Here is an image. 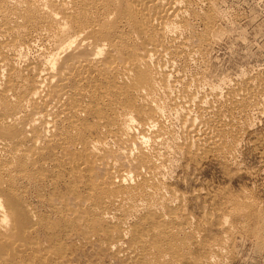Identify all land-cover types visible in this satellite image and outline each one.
<instances>
[{
  "label": "bare ground",
  "instance_id": "bare-ground-1",
  "mask_svg": "<svg viewBox=\"0 0 264 264\" xmlns=\"http://www.w3.org/2000/svg\"><path fill=\"white\" fill-rule=\"evenodd\" d=\"M207 1L210 2V0ZM207 1L205 0V2ZM190 2L189 0H0V20L2 21V25L0 24V39L2 38L3 40V37L26 38L27 36L35 35L37 38L45 37L47 39L48 37L49 39V37H52V39L54 38L56 41V48L51 51V53L49 52L47 57H43L46 58L45 62L36 64L35 62L28 61L23 69L17 67L16 62L12 59L10 60L8 56H0V72L2 70L7 71V78L3 79L5 82H0L2 83L0 84V242L4 239L8 241V238L11 242H13V239L18 241V238L21 239L23 236L26 237V242L29 241L28 238L32 235L30 229L36 223L35 219H37V216L34 211H31L32 208L29 209L27 207L28 204L23 203L25 202L23 201V196L20 195L21 193H17L19 190H17V192L15 191L18 185L23 186L25 184H31V182H34V184L46 183L51 180L49 176H45L44 173L43 175L39 174V172L37 174L35 170L38 168L36 167L38 164L41 165L42 163V165L57 166L63 170H72V168L67 165L66 160H61L59 158L61 153L67 152V147L70 143L79 145L75 153L78 160V169L82 170L84 167L87 170V164L92 161L94 162L99 156V153H113L112 145L115 143H125V140H132L133 142H139L142 146L149 138L155 142L159 138H163V136L164 138L166 137L167 134L165 133V129H167V127L163 125L164 123L162 124L164 121H162V116L166 109L165 106L169 104L175 105L177 98L174 102L171 97V99H169L170 103L168 104L162 101V97L168 94L170 95L173 92L172 90L177 88L173 87L174 83L170 82V77H173L175 72L178 73L180 67L176 69L173 68L175 66L170 69L167 68L169 65L164 67L165 59L170 60L174 64L176 61H182L183 57L186 58V56L189 55L197 56L199 54L198 50L194 51V47L189 50L187 48V43L185 44L180 40L182 37L181 34L184 33L182 31L183 28L181 29L182 23L185 22V16L188 11L192 10L191 7L193 4ZM44 17H47L49 20H47V18L45 20ZM38 18H44V21ZM20 20H23V23L25 21L28 27H36L34 28L35 30L28 28L30 31H35V34L34 32L33 35L28 30L26 31L27 26L25 27L26 29L24 28L25 30H22L23 28H14L13 26L15 25H22V21ZM211 20L209 18V21ZM8 22H10V25L13 24L12 22H15V25L13 24L11 27ZM25 40L28 41V38ZM17 42H19V40H17ZM18 46L16 45V47ZM5 48L6 47H3L1 52L5 53L8 49L5 50ZM9 50L12 51L11 49ZM66 51L67 54L65 53ZM61 53L66 54L62 59L60 56ZM8 54L10 55L11 53ZM8 54L5 53L4 55ZM103 54H105V56L101 58L100 55ZM155 56L158 59L156 61L158 62V66H153L151 64ZM174 80L176 83H179L182 81V77L177 76ZM201 80H198L197 88L198 86L199 88H203L206 86L205 84H208V82L204 83L205 79H203L204 81ZM186 86L183 89H185L187 98L184 102H180V104H186L188 106V103L190 104L192 101L196 100L198 109L205 111L209 110L210 112L212 111L218 114V120L216 119L215 122L216 127L224 126L227 128L225 125H229L228 123L230 122L232 124L235 119L239 117L242 119H249L252 113H254L252 112L254 108H252V103L254 100H257L258 97L251 96L253 94L252 92L250 95L246 91L233 88L232 93H226V95L222 97L221 93L213 90L209 93L213 94L214 99L208 101V92H204L203 95L197 97L192 93L193 91H188L190 88ZM209 87L211 88L210 85ZM202 90H200V92ZM166 97L163 100H166ZM243 103L244 105L245 103L251 104V107L248 104L242 107L241 105ZM258 103L259 102L254 104L257 105ZM238 106L242 108L237 110L239 108ZM167 109H169V107ZM171 110L174 109L171 108ZM202 113L204 112L202 111ZM216 116L214 117L216 118ZM95 118L102 121L101 125H97L96 130L102 135L105 133L107 134L109 139L106 141L95 140L94 137L92 138L88 135L89 128H92L91 122ZM185 122L187 132L192 134L195 141L198 143L197 149L205 148L209 153H217L221 157L226 158L230 154L232 148H234L232 144L225 140L226 133L224 134V127H221L222 139L218 141L211 136L214 126L210 127L208 125V127L201 129L196 126L197 123H195L194 120H186ZM232 125H230V127ZM133 126L139 127L141 133L138 135L132 133L133 131L131 130ZM148 126L149 128H158L156 131L153 128L154 132L149 138L146 135ZM185 126L183 128H186ZM231 129L234 130L235 128L233 127ZM168 131L167 129V133ZM200 131H202L203 134H200ZM234 131L231 130V134H233ZM217 133L218 132L215 134ZM234 135L236 134L234 133L232 137H234ZM164 138L163 140L166 139ZM227 138L228 136H226V139ZM163 140L160 139L159 141L162 142L160 143L157 141V143H160V145L164 143L165 145L167 141ZM154 144L155 143H153V145ZM233 144H235V141ZM192 145H186L185 149L183 148L184 146H176L177 148L179 147L180 149L192 153L194 152V148L192 149L191 147ZM194 146L196 147V145ZM143 148L144 146L139 148L140 151L138 153L136 152L137 154H134V157L132 155V157H127L125 154L127 157L126 162L134 168L128 167V164L123 163L122 165L123 167L125 166L124 168L126 169L121 171L123 167H120L119 159L115 158L112 163L109 160L111 170H108L109 172L106 171V174L107 172L108 174L104 178L89 179L84 182L83 188L90 192V198L95 201L99 199L97 201L101 203L100 207L86 203L84 207V210H86L85 213L88 212L90 216L99 215L101 217L100 219L103 220L112 218V216L116 218L114 215H117V212L121 209L123 211L126 209L129 213L133 211V213H136L142 209H158V211L162 210L159 215L152 216L155 218L158 217L159 222H161L167 217L164 210L168 207L170 209L167 213L173 215L172 218L174 220L178 217L175 215L177 212L173 211L171 206L176 205L173 204V202L180 193L176 195L165 186H162V183L159 185L158 183L155 185V181L153 183L155 179L154 174L158 173L156 171H158L159 168V161L156 162V160L161 158L162 152L166 150L162 149V151L160 147V154L157 148L153 151L151 150V152ZM166 148L168 149L170 146H166ZM79 174L80 172H78L77 175L79 176ZM115 177L119 179L115 180ZM131 178H134L137 182L134 186H127V182L125 181ZM132 182L134 183V181ZM167 194L171 195L167 196ZM139 213L141 212H137V215ZM120 215H122V212H120ZM170 218L167 220H170ZM159 222L151 218V226H153V228L158 226ZM7 223L10 225H7ZM121 224L123 227L125 223L121 221ZM193 225L195 224L193 223ZM126 228L127 225L117 233V241H122L126 234L131 235L128 233L129 231H126ZM129 229L130 228H128V230ZM34 230L37 231L36 229ZM32 233L34 232L32 231ZM160 233L159 230V234ZM163 235V241L168 244L165 246L166 248H158L157 250L159 251L157 253H154L156 250L150 251L145 246L142 236L139 235L136 236L131 247H133L134 250L137 249V251L139 250L145 253V256H142V260L145 264L153 263V261H151L154 258L152 255H159L161 257H166V255L167 257L168 255L169 257L170 255L174 257L180 256V250L176 249L175 242L173 241L175 233L173 235L169 230L167 233L164 232ZM38 237H40V234ZM6 243L4 242L5 245H7ZM159 243H161L162 246L164 244H162L161 240H159ZM1 244L3 243L1 242ZM20 245L22 246V244ZM20 245L18 246L20 247ZM10 246L8 248H10ZM3 247L4 246L1 248ZM41 247L39 246V249ZM220 247L218 246L219 249L222 248ZM15 248L16 245L14 249ZM180 248L182 247L179 246L178 249ZM5 249H3V251L0 249L1 253L5 252ZM11 249L12 247L10 251ZM19 249L18 251L21 250ZM22 251H24V249ZM40 251L41 250L38 252ZM182 251H185V249ZM210 251H212V249H210ZM9 253L14 252L11 251ZM14 254L9 255V257L11 256L12 258H9L11 259L10 262L13 261L14 258L12 255ZM214 255L213 253L212 256ZM21 256L22 255H20L22 261L24 259H22ZM40 256L42 255L40 254ZM139 257H141V255ZM210 258L212 257L210 256ZM212 259L208 262L211 263ZM0 260L3 261L1 258ZM1 261L0 263H2ZM18 262H20V260ZM24 262L26 263V260H24ZM46 262L47 259L45 263Z\"/></svg>",
  "mask_w": 264,
  "mask_h": 264
},
{
  "label": "rangeland",
  "instance_id": "rangeland-1",
  "mask_svg": "<svg viewBox=\"0 0 264 264\" xmlns=\"http://www.w3.org/2000/svg\"><path fill=\"white\" fill-rule=\"evenodd\" d=\"M190 3L193 4L191 7L192 10H189L190 13L188 11L185 16V22L182 23L181 29L183 28L182 31L184 33L181 34L182 37L180 40L185 44L187 43V48L189 50L194 47V51L198 50L200 55L183 57L182 61H176L174 64L170 60L165 59L164 67H167V65H169L167 67L169 69L173 66H175L173 67L174 69L180 67V73H172L174 76L171 75L173 77H170V82L174 83L173 87L177 88H173L174 90H172L173 92L170 95L168 94L169 96L165 95L162 97V101L168 104L170 103L169 99H171V97L174 102L177 98L175 105L169 104L170 106H165L166 109L162 116V121L164 120L162 124L164 123L163 125L170 131H168V134L167 129L164 128L165 133L170 137L165 134L166 139L163 136L165 140H163V138L157 140L159 141L162 139L163 141H167L166 143L168 144L165 143L164 145L163 143L160 145L162 141H159L160 143L158 144L157 141L154 142V140L149 138L154 132V127L149 128L148 126L146 135L149 139H147L144 145L141 146L139 142H133L132 140H125V143H115L112 145L113 153H99V156L94 162L92 161L87 164V170L84 167L82 170L78 169V160L75 153L79 145H74L73 143L68 145L67 152H63L59 155L61 160L67 161V165L72 168V170H63L60 167L48 166L47 164L42 165V163V166L38 164L36 166L38 168L35 170L37 174L38 172L41 175L44 173L45 176H49L51 180L46 183L34 184V182H31V184H25L23 186L18 185L15 191L17 192V190H19L17 193H21L20 195L23 196V201H25L22 202L28 204L27 207L29 209L32 208L31 211H34L37 216V219H35L36 223L30 229L32 235L28 240L31 242H26L27 239H25L26 237L24 236L21 239L17 237L18 241L13 239V242H11L9 238V242L7 239L6 241L5 239L2 240L1 242L3 244L7 242V245H3L0 242V244L6 248H1L2 246L0 245L1 251L5 249L3 253L0 251V258L3 260H0L2 262L0 264H131V261L132 264H145L142 260L145 253L138 250L139 254L137 249L134 250L133 247H131L136 236H142L145 246L150 251L156 250L154 253H157L159 251L157 250L158 248H166L165 246H167L168 243L163 241V233H167L169 230L173 235L175 233L173 241L175 242L176 249L180 250V256L174 257L170 255L169 257L168 255L167 257L166 255V257H161L159 255H152L155 259L153 258V260H151L153 261L151 264H264V0H210V2H205V0H191ZM44 18L38 19L44 21ZM209 18L212 20L209 21ZM47 20L49 19L47 18ZM20 21H22L21 26H16L15 22H12L15 26H13V24L10 25V22H8V24L11 27H17V29L23 28L22 30H25L27 28L26 31L28 30L31 34H33V32L35 34V31H30L29 29L31 28L32 30L36 27H28L25 21V24L23 20ZM41 21L39 22L42 23ZM0 24L2 25L1 20ZM17 38L3 37V40L2 38L0 39V56H8L9 59L15 61L16 66L21 69L26 66L28 61L35 62L36 64L45 62L46 58L43 57H47L49 52L51 53V51L56 48V41L54 38L53 40L52 37H49V39L47 37L46 39L45 37L37 38L34 35L27 36L26 38ZM27 38L29 42L25 40ZM16 39L19 40V42H17ZM20 42L26 44H21ZM16 45L19 46L16 47ZM3 47H6L5 50L8 48L5 53H11L12 56L11 54L4 55L5 53L1 52ZM65 53L67 54V51ZM65 53H61L62 55L60 54L61 59L62 57L64 58L66 55ZM104 56L105 54L100 55L101 58ZM153 58L154 60L152 59L151 64L153 66H158V62H156L158 60L157 57L155 56ZM186 62L189 63L187 64ZM6 75V70L0 72V82L3 83V79L7 78ZM177 76L182 77V81L179 82L180 84L178 82L176 83L174 80ZM198 78L200 80L205 79V81L203 80L204 83L208 82L211 88L208 84H205L206 86L203 87L204 89L199 88V86L197 88ZM183 80L187 81L185 82ZM184 85H187L188 88H190L188 91H193L192 93L197 97L203 95L204 92L209 93L213 90L221 93L223 97L226 93H232L233 88L246 91L250 95L253 93L251 96L258 97L257 100H254L256 102L253 101L252 103V108H256H253L252 112L254 113H252L249 119H242L239 117L233 121L232 124H235L234 126L231 122L228 123L229 125H225L227 128L221 126L224 127V134L226 133L225 140L234 147L228 157L223 158L217 153H209L205 148L197 149L198 143L195 141L192 134L187 132V127L185 126L186 120H194L195 123H197L196 126L201 129L208 127V125L210 127L214 126L211 136L218 141L222 139V128L220 126H215L216 119L218 120V114L212 111L210 112L209 110L205 111L198 109L196 100L192 101L190 104L188 103V106L186 104H180V102H184L187 98L185 89H183L185 88ZM200 90L203 92H200ZM207 96L208 101L214 99L212 93H209ZM165 97L166 100H163ZM257 102L260 104H254ZM246 104L248 103H245V105L243 103L241 106H247ZM248 105L251 107V104ZM241 106H238L239 108L237 110L241 109ZM168 107L169 109H167ZM171 108L174 110H171ZM202 111L204 113H202ZM214 116H216V118ZM101 122L102 121L96 118L93 119L91 122L92 128H89L88 135L92 138L94 137L95 140L106 141L109 139L107 134L105 133L102 135L96 130L97 125H101ZM230 125L236 130L234 129V131L231 129L233 127H230ZM184 126L186 128H183ZM154 129L156 131L158 128ZM227 129L230 130L228 131ZM231 130L234 131L233 134H236L234 137H232L233 134H231ZM131 131L137 135L141 133L140 128L136 126H133ZM216 132L218 133L215 134ZM200 134H203L202 131H200ZM226 136H228L227 139ZM234 141L236 145L233 144ZM153 143L155 144L153 145ZM190 144H193L191 147L192 149L194 148V152L192 153L184 150L186 145L190 146ZM157 145L161 147V150L163 149L167 152L162 150L163 154H161L160 147ZM176 145H181V147L184 146V149L177 148ZM194 145H196V147ZM143 146L144 150H149L150 152L158 147L157 151L162 157L156 160V162L159 161V168L158 171H156L158 173L155 174L160 177L154 174L155 179L153 183L154 181L155 185H157V183L158 185L162 183V186H165L176 195L180 193L173 202V204L176 205H172L173 207L171 206L172 210L177 212L175 215L178 217L174 220L172 218L173 215L167 213L170 209L168 207L164 210L168 217H165V219L171 217L170 220L166 219L167 222L165 219L159 222L158 217L155 218L152 216L159 215L162 210L158 211V209H142L144 211L140 210L137 212L143 214L139 213L137 215V212L133 213L134 211L132 212L129 210L132 212L129 213L124 208L126 211L121 209L122 211L120 210L117 212V215H114L116 218L112 216V218L103 220L100 219L101 217L99 215L90 216L88 212L85 213L86 210H84V207L86 203L93 204L96 207H100L101 203L97 201L99 199L95 201L90 198V192L83 188L84 182L89 179L104 178L111 170L110 161L112 163L115 158L119 159L120 167H123V163L128 164L127 166L129 167L130 164L126 162V158L128 156L134 157L140 151L139 148ZM166 146H170V148L167 149ZM124 167L121 171L126 169ZM106 171H108L107 174ZM78 172H80L79 176L77 175ZM117 179L119 178L115 177V180ZM132 181H134V183ZM125 182L128 183H126L127 186H134L137 181L131 178ZM169 195L171 194H167V196ZM120 212H122V215H120ZM151 218L159 222V225L155 228L151 226ZM121 221L125 223L123 227ZM9 223H7V225H10ZM193 223L195 225H193ZM126 225V231H129L128 233L131 235L126 234L125 238L122 240L124 242L117 241V233ZM128 228L131 230H128ZM31 230L34 233H32ZM159 230L161 232L160 234ZM39 234L40 237H38ZM159 240L162 241V244L164 243L163 246L159 243ZM176 243L185 249L186 253L182 251V248L178 249L179 246ZM20 244H22V246ZM8 245L10 248L12 247L11 251L15 254L9 253L11 251ZM15 245L16 248L14 249ZM18 245H20V247ZM39 246L41 247L40 249ZM218 246L222 248L220 247L221 249H219ZM17 248L21 250L19 249L20 251H18ZM23 249L24 251L26 249V251H22ZM210 249H212V251H210ZM39 250L41 251L38 252ZM213 253L215 254L214 256H212ZM11 254H14L12 255L14 259L16 258L15 260L13 259L14 263L13 261L10 262L12 258L11 256L9 257V255ZM40 254L42 256H40ZM20 255H22V259L26 260V263L24 260L21 261ZM140 255L141 257H139ZM18 259L20 262H18ZM46 259L47 262L45 263ZM210 259H212L211 263L208 262Z\"/></svg>",
  "mask_w": 264,
  "mask_h": 264
}]
</instances>
